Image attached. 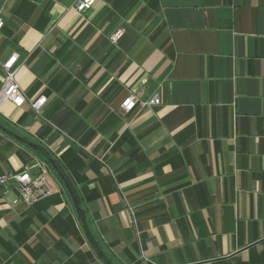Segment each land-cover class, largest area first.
I'll return each mask as SVG.
<instances>
[{
	"label": "crops",
	"instance_id": "crops-1",
	"mask_svg": "<svg viewBox=\"0 0 264 264\" xmlns=\"http://www.w3.org/2000/svg\"><path fill=\"white\" fill-rule=\"evenodd\" d=\"M74 1L0 0V58L47 97L3 105L0 175L46 149L94 242L51 169L31 204L0 183V264H264V0ZM132 89L162 103L121 112Z\"/></svg>",
	"mask_w": 264,
	"mask_h": 264
},
{
	"label": "built area",
	"instance_id": "built-area-1",
	"mask_svg": "<svg viewBox=\"0 0 264 264\" xmlns=\"http://www.w3.org/2000/svg\"><path fill=\"white\" fill-rule=\"evenodd\" d=\"M96 1L97 0H75L72 7L78 13L84 14ZM4 24V19L0 17V29ZM122 35V30H118L111 34L110 39L112 42L116 43ZM18 58V53H13L4 60L0 58V67L4 72L3 82L0 86V110L3 105L9 101L16 107L29 104L33 110L41 114L42 107L46 103L47 97L41 96L35 99L26 94L16 78ZM139 103L142 106H158L162 103V99L159 92H154L149 97L143 98L136 89H132L122 101L120 111L125 113L130 112L134 110ZM50 171L51 167L46 161L35 159L25 164L22 169L16 173L1 174L0 183L6 184L13 182L17 186L20 196L14 199L15 204L20 201L31 204L54 193L55 189L48 182ZM131 214L133 215L132 210Z\"/></svg>",
	"mask_w": 264,
	"mask_h": 264
},
{
	"label": "water",
	"instance_id": "water-1",
	"mask_svg": "<svg viewBox=\"0 0 264 264\" xmlns=\"http://www.w3.org/2000/svg\"><path fill=\"white\" fill-rule=\"evenodd\" d=\"M0 127H2L1 123H0ZM24 143H26L27 145H29L30 147L38 150L39 152H41L45 158L47 159V161L50 163V165L57 171V173L59 174V176L61 177L62 181L64 182L70 197L73 201V204L77 210V213L82 221V224L84 225L86 231L88 232L90 238L92 239V241L94 242V237L93 234L88 226L86 217H85V213L84 210L80 204V201L77 197V194L71 184V182L69 181V179L67 178V176L65 175V173L62 171V169L60 168V166L58 165L56 159L54 157H52L51 155L47 154L42 147H40L37 143L30 141L29 139L26 138H22L19 137ZM105 257V256H104ZM107 262L109 264H114L111 260H109L108 258H106ZM147 264H153L151 261H147Z\"/></svg>",
	"mask_w": 264,
	"mask_h": 264
},
{
	"label": "trees",
	"instance_id": "trees-1",
	"mask_svg": "<svg viewBox=\"0 0 264 264\" xmlns=\"http://www.w3.org/2000/svg\"><path fill=\"white\" fill-rule=\"evenodd\" d=\"M42 148H43V147H42ZM43 150H44L47 154H49V152H48L46 149L43 148ZM36 152H37V151H36ZM38 153H39V152H38ZM39 154H40V153H39ZM41 157L43 158L44 161H46V162L49 164V166L51 167V169H53L52 166L50 165V163H49V162L47 161V159L45 158V156L41 155ZM54 172H55V171H54ZM55 173H57V172H55ZM57 174H58V173H57ZM61 180H62V179H61Z\"/></svg>",
	"mask_w": 264,
	"mask_h": 264
},
{
	"label": "rangeland",
	"instance_id": "rangeland-1",
	"mask_svg": "<svg viewBox=\"0 0 264 264\" xmlns=\"http://www.w3.org/2000/svg\"><path fill=\"white\" fill-rule=\"evenodd\" d=\"M53 168V167H52ZM53 171L57 172L54 168L52 169Z\"/></svg>",
	"mask_w": 264,
	"mask_h": 264
}]
</instances>
